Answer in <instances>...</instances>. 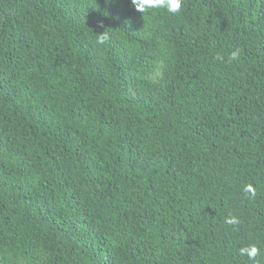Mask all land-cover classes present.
I'll list each match as a JSON object with an SVG mask.
<instances>
[{
	"label": "trees",
	"instance_id": "trees-1",
	"mask_svg": "<svg viewBox=\"0 0 264 264\" xmlns=\"http://www.w3.org/2000/svg\"><path fill=\"white\" fill-rule=\"evenodd\" d=\"M247 244L264 264V0H0V264H253Z\"/></svg>",
	"mask_w": 264,
	"mask_h": 264
},
{
	"label": "clouds",
	"instance_id": "clouds-1",
	"mask_svg": "<svg viewBox=\"0 0 264 264\" xmlns=\"http://www.w3.org/2000/svg\"><path fill=\"white\" fill-rule=\"evenodd\" d=\"M131 4L134 6L137 12L142 14L149 13L152 10H166L171 14H178L181 11L182 0H131ZM108 37L105 34L98 35L97 44L104 45ZM230 60H237L238 53L233 51L230 54ZM217 59H223L217 56ZM245 195L254 197L256 195V189L251 185L247 184L243 188ZM224 223L227 225H238L240 223L238 217L229 215L225 218ZM238 255L240 258H247L252 261L253 264H258L257 258L260 256V248L256 244H247L238 248Z\"/></svg>",
	"mask_w": 264,
	"mask_h": 264
}]
</instances>
